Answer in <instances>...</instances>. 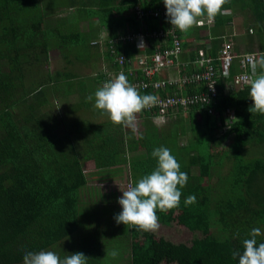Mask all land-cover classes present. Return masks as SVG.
<instances>
[{"label": "trees", "instance_id": "1", "mask_svg": "<svg viewBox=\"0 0 264 264\" xmlns=\"http://www.w3.org/2000/svg\"><path fill=\"white\" fill-rule=\"evenodd\" d=\"M223 7L228 11L203 18L185 33L173 28L163 0H0V264H23L26 251L39 250L61 257L83 252L87 264H239L233 249L243 250L242 240L251 229L264 230V114L249 111V86L235 85L245 71L240 61L231 63L229 78L217 86L209 105L172 109L163 126L155 122L157 105L137 115L135 129L114 124L94 106L95 91L121 72L142 95L206 92L205 80L153 91L152 82L160 76L121 67L116 58L146 57L150 63L155 48L178 43L181 71L200 75L220 66L217 59L230 37L234 52L240 53L233 34L239 18L247 36L257 34L264 54V0H229ZM137 8L146 13L142 19ZM158 29L166 39L145 49L129 39ZM103 31L105 43L98 42ZM243 40L244 54L255 55L248 52L253 39ZM56 56L63 68L52 71ZM202 58L212 63L201 65ZM89 95L92 101H86ZM196 123L203 128L197 130ZM220 128L228 131L218 137ZM203 129L209 132V150L194 151L192 145L206 141ZM230 136L229 149L212 152ZM185 137L188 144L182 142ZM161 146L171 150L188 182L178 208L157 212L159 223L170 226L177 217L202 234L187 244L159 245L152 232L114 219L122 211L114 203L130 184L154 170L157 161L151 153ZM200 151L207 153V161ZM224 162L231 164L230 187L216 195L213 208L203 201L213 187L201 182ZM91 163L94 169H86ZM125 170L130 179L118 190L120 183L114 180L120 181ZM190 195L197 203L186 206ZM257 239L264 242V236ZM113 243L125 246L118 262L106 260Z\"/></svg>", "mask_w": 264, "mask_h": 264}, {"label": "clouds", "instance_id": "2", "mask_svg": "<svg viewBox=\"0 0 264 264\" xmlns=\"http://www.w3.org/2000/svg\"><path fill=\"white\" fill-rule=\"evenodd\" d=\"M163 3L173 28L186 33L201 25L203 18L212 20L227 12L223 6L229 0H163ZM250 65L252 75L245 78L252 100L249 111L264 114V54L252 57ZM94 97L95 108L107 114L114 124L133 129L137 115L158 103L156 95H142L123 72L106 81L95 91ZM92 100V95L86 97V101ZM151 155L157 161L156 167L122 191L118 199L122 211L114 217L117 224L132 225L144 232L158 229V211L167 212L180 206L182 189L188 182V174L181 170L169 148L157 147ZM195 203V195L184 200L186 206ZM261 236H264V230L260 227L251 229L248 237L242 240L243 250L233 249L232 257L238 258L239 264H264V242L257 239ZM107 255L116 258L119 252L114 249ZM87 260L88 256L79 251L64 257L53 250L26 251L23 256V264H87Z\"/></svg>", "mask_w": 264, "mask_h": 264}, {"label": "built area", "instance_id": "3", "mask_svg": "<svg viewBox=\"0 0 264 264\" xmlns=\"http://www.w3.org/2000/svg\"><path fill=\"white\" fill-rule=\"evenodd\" d=\"M136 14L139 19H142L146 15L145 11L141 8L136 9ZM155 15H158L157 12L155 13ZM144 29H146V26H144ZM165 37L166 32L163 29H158L141 32L137 35L129 37V39L133 40V42H135L138 46H140L142 43V48L145 49L150 45V43H153V41L165 40ZM106 38L107 33L103 31L98 42L105 43L106 41H108ZM228 40L229 42L225 44L220 52V56L217 59L219 60L220 66H210L209 69L203 74L193 75L192 77L181 71L178 59L182 51L178 43H175L174 47H166L164 49L158 47L155 48L154 51L148 55L151 61L150 63H147L146 57L138 59L136 58L131 61L130 59L125 57V55H119L116 60L121 67L129 66V68L136 71H141L149 77L152 75L160 76V81L152 82L154 89L153 91L164 89L168 85L172 86L175 84H186L191 81L198 82L201 80H205V83L207 85L206 92H201L191 96L177 95L175 97L168 96L166 98H158V103L156 105L159 108L160 115L155 119V121L162 120V123H164L165 116L172 109L178 107L186 109L189 104L201 107L209 105V103H211L217 95V86L229 78L230 66L235 59L240 61V66L245 70L243 72L245 74L242 73L235 78V85H240L242 87L245 85L249 86L245 78L251 77L252 69L250 65V59L257 54L238 55L233 50L232 38L230 37ZM202 55L203 53H201V56ZM199 63L201 65L211 64L212 60L202 58ZM247 68H249L250 73H247ZM166 71L168 73H166ZM150 108H147L146 110H149ZM209 114L214 116L215 113L214 111L210 110Z\"/></svg>", "mask_w": 264, "mask_h": 264}, {"label": "rangeland", "instance_id": "4", "mask_svg": "<svg viewBox=\"0 0 264 264\" xmlns=\"http://www.w3.org/2000/svg\"><path fill=\"white\" fill-rule=\"evenodd\" d=\"M46 5L49 7V2L46 3ZM52 7V6H50ZM59 7H57L55 9V11H57ZM48 11H49V8H47ZM65 10V9H64ZM58 11H60V8L58 9ZM58 13V12H57ZM62 15V14H61ZM63 15H66V12L63 13ZM240 19L239 20H236L235 21V24H234V29L233 31L234 32H238L239 30H241V26H240ZM237 31H236V30ZM243 31V30H242ZM44 66V68L46 69V64L42 65ZM50 68L52 71H55V70H58L59 68L62 69L63 68V62H62V59L60 61V59H58V57H53L51 59V62H50ZM45 69H43V71H45ZM186 113V112H185ZM229 116H231V114H227ZM177 118V115H173L170 117V119H176ZM233 121V119L231 120V122ZM158 126H163L165 125V123H162L163 121L162 120H156L155 121ZM196 125L198 126V129L197 130H201L203 128V126H200L199 123H196ZM205 129H203L202 132H204ZM228 131V129L226 130ZM225 130H222L221 128L218 129L217 132H215V135L216 136H221L224 132H226ZM201 132V131H199ZM208 136H209V132H204L202 134V137H204L206 140L205 142L201 140V144H198V145H192V148L194 151H197L196 148L198 147H202L204 150H209V144L210 143H206L208 141ZM189 137H185L182 139V142L184 144H188L189 142ZM232 142V139H231V136L221 145L219 146L218 148H215V149H212V152H219L221 150H227L229 149L230 147V143ZM202 156L204 157L203 161H207V153L205 151H200ZM249 157H251L249 155ZM231 168V164L229 162H224V164L221 166V167H217L213 170V173H212V176L211 177H208L207 179H204L201 184L205 185V186H211L213 187V190L211 191L210 194H206L204 197H203V201L205 203H208L210 204L213 208H214V203L217 201L216 200V195L218 193H223L225 190H228V188L230 187L229 185V182H230V178L231 176L229 175V170ZM86 169L88 170H93L94 167H93V164H87L86 165ZM126 179H130L129 178V174L128 172L125 170L124 172V175H123V178L120 179V181H118L119 179H116L114 180V183L117 182V183H120V185L117 187V189H122V188H126V182L127 180ZM229 181V182H228ZM222 182H226V184L222 187ZM128 183H129V180H128ZM217 184V186H216ZM128 186V185H127ZM204 186V187H205ZM107 188V186H105ZM104 187V189H106ZM224 189V190H223ZM106 190H109V189H106ZM122 196V195H121ZM120 196V197H121ZM114 203V202H113ZM115 206V209H120L122 210L121 206L119 205L118 201L114 203ZM214 218H216V216H214ZM155 236V240L157 242V244L161 245L163 244L164 242L166 241H169V242H172V243H190L191 240L194 238L195 235L201 237L202 234L200 232H192L190 231L189 229H187L185 226L181 225L178 220H177V217H174V220L172 222V224L170 226H164L162 225L161 223H159V227L158 229L155 231V232H152ZM113 248H115V250H118L119 252V255L116 257V258H112L110 256H108V258H106V260H111V262H118L120 261V258H121V254L120 252H122L123 249H125V246L124 247H120L119 245L117 244H114L113 243ZM163 264H170L168 262H164Z\"/></svg>", "mask_w": 264, "mask_h": 264}, {"label": "crops", "instance_id": "5", "mask_svg": "<svg viewBox=\"0 0 264 264\" xmlns=\"http://www.w3.org/2000/svg\"><path fill=\"white\" fill-rule=\"evenodd\" d=\"M236 30V29H235ZM237 31V30H236ZM234 32V31H233ZM234 35H236V40H235V44L237 45V46H239V49L241 50V51H239L240 53H237V52H235L236 54H238V55H242V54H244V52L245 53H247V51H245V50H242L246 45H243V43H242V40L243 39H245L246 37L248 38V40L249 39H253V42L252 43H250L249 44V46L251 47V49L253 50V51H248V52H254V53H256V54H260L261 52H260V50H261V42H260V40L258 39V36H257V34L255 33V32H251V33H249V35H251V36H253V38H250L249 36H247L246 35V33H245V31H238V32H234L233 33ZM242 35H244V38L243 39H240L241 38V36ZM235 37V36H234ZM193 41H195V40H193ZM197 41V40H196ZM244 41V40H243ZM200 43L202 42V41H199ZM261 51H263V50H261Z\"/></svg>", "mask_w": 264, "mask_h": 264}]
</instances>
